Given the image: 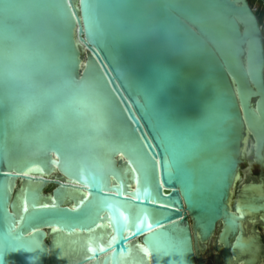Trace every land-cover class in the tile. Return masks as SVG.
Returning a JSON list of instances; mask_svg holds the SVG:
<instances>
[{
    "label": "water",
    "instance_id": "water-1",
    "mask_svg": "<svg viewBox=\"0 0 264 264\" xmlns=\"http://www.w3.org/2000/svg\"><path fill=\"white\" fill-rule=\"evenodd\" d=\"M19 2L0 0V244L39 247L8 264H204L212 244L217 264H264V27L250 1L5 10ZM64 81L93 85L104 119H58L50 104L12 118L21 86Z\"/></svg>",
    "mask_w": 264,
    "mask_h": 264
},
{
    "label": "clouds",
    "instance_id": "clouds-1",
    "mask_svg": "<svg viewBox=\"0 0 264 264\" xmlns=\"http://www.w3.org/2000/svg\"><path fill=\"white\" fill-rule=\"evenodd\" d=\"M43 7L40 0H20L13 8L21 14H28ZM50 104L58 119L79 118L87 120L104 119V100L87 82L64 81L47 89L36 86H21L11 97L12 118L23 123L38 105Z\"/></svg>",
    "mask_w": 264,
    "mask_h": 264
},
{
    "label": "snow or ice",
    "instance_id": "snow-or-ice-1",
    "mask_svg": "<svg viewBox=\"0 0 264 264\" xmlns=\"http://www.w3.org/2000/svg\"><path fill=\"white\" fill-rule=\"evenodd\" d=\"M168 171H169V177L172 176L173 172H177L180 173L182 172V169L179 167L178 164V158L176 157L175 154H173V156L170 158L169 162H168ZM227 170H224V175H226ZM152 176L155 175V172L151 173ZM145 181L149 180L151 177L149 175V173H145ZM221 179H223V175L221 177ZM191 183H192V178L191 175L187 172H184V176H183V185L185 187V193L186 195H189L190 197V188H191ZM134 195H138V193H134ZM149 199H151V197H149ZM157 204L160 208H165L167 207L166 204L161 203L159 201H157ZM47 207V206H45ZM25 211H27V209L25 208ZM75 211V209L73 210ZM123 219L127 222L128 217H123ZM67 227L71 228V229H75L77 227V225L72 224L70 221H67ZM155 223H160L159 220L155 221ZM80 227H84V224H80ZM90 227V225H88ZM127 226V225H126ZM149 228H152L153 225L150 223L148 224ZM56 231H63V228H56ZM58 247L62 246V244L60 242H58ZM183 246H184V242L183 241H178L177 242V248L181 249V253H183ZM39 247V244L37 243V241L35 240V238H33V240L29 241L26 240L23 236L19 235V234H11L9 233L8 236L5 238V240L3 241L2 244H0V264H8V259L10 256L15 255L17 253H24V252H32L34 251L36 248ZM34 260V258H33Z\"/></svg>",
    "mask_w": 264,
    "mask_h": 264
},
{
    "label": "flooded vegetation",
    "instance_id": "flooded-vegetation-1",
    "mask_svg": "<svg viewBox=\"0 0 264 264\" xmlns=\"http://www.w3.org/2000/svg\"><path fill=\"white\" fill-rule=\"evenodd\" d=\"M262 26H264L263 24H261ZM247 169H250V165L248 164V163H245V165L243 166V172H242V174H241V181L243 180L244 182L249 178V173L250 172H248L247 171ZM244 171H246V172H244ZM259 174H260V172H259V169H258V167H256L255 169H254V171H253V175L255 176V177H258L259 176ZM259 231H260V233L262 234V236H263V238H264V228L263 227H259ZM210 250H212L213 252H214V261L213 262H209V263H207V264H217V261H219V258H218V256H217V253H216V251L214 250V246H213V244L207 249V251H210ZM207 251H205V252H207ZM204 254V253H203ZM202 258H203V255H202ZM203 262H204V264H206V262H205V260H204V258H203Z\"/></svg>",
    "mask_w": 264,
    "mask_h": 264
},
{
    "label": "rangeland",
    "instance_id": "rangeland-1",
    "mask_svg": "<svg viewBox=\"0 0 264 264\" xmlns=\"http://www.w3.org/2000/svg\"><path fill=\"white\" fill-rule=\"evenodd\" d=\"M249 1L251 2L253 9L258 16L260 23L264 25V2L262 0H249ZM205 262L207 264L213 261L211 259H206Z\"/></svg>",
    "mask_w": 264,
    "mask_h": 264
},
{
    "label": "bare ground",
    "instance_id": "bare-ground-1",
    "mask_svg": "<svg viewBox=\"0 0 264 264\" xmlns=\"http://www.w3.org/2000/svg\"><path fill=\"white\" fill-rule=\"evenodd\" d=\"M77 44H78V46H79V41L77 40ZM82 51H85V48L83 47L82 49H81Z\"/></svg>",
    "mask_w": 264,
    "mask_h": 264
},
{
    "label": "trees",
    "instance_id": "trees-1",
    "mask_svg": "<svg viewBox=\"0 0 264 264\" xmlns=\"http://www.w3.org/2000/svg\"><path fill=\"white\" fill-rule=\"evenodd\" d=\"M264 2V0H262ZM251 3V2H250ZM252 5V4H251Z\"/></svg>",
    "mask_w": 264,
    "mask_h": 264
}]
</instances>
